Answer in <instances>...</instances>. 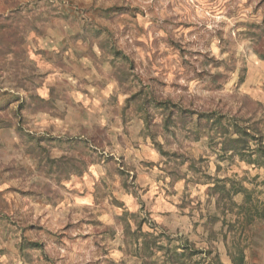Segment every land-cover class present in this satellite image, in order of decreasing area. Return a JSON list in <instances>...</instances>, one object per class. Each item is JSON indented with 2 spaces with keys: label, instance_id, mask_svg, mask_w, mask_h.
<instances>
[{
  "label": "rangeland",
  "instance_id": "obj_1",
  "mask_svg": "<svg viewBox=\"0 0 264 264\" xmlns=\"http://www.w3.org/2000/svg\"><path fill=\"white\" fill-rule=\"evenodd\" d=\"M152 96L264 128V0H0V264H142L124 213L264 264V168Z\"/></svg>",
  "mask_w": 264,
  "mask_h": 264
},
{
  "label": "trees",
  "instance_id": "obj_2",
  "mask_svg": "<svg viewBox=\"0 0 264 264\" xmlns=\"http://www.w3.org/2000/svg\"><path fill=\"white\" fill-rule=\"evenodd\" d=\"M145 103L166 113L165 127L172 125L174 118L178 119L177 124L184 126L188 122H192L195 117V127L193 131L190 130V135L196 138L204 135L211 141L217 138L220 141V150L223 154H228L230 157L236 156L248 165L264 168V128H260L259 123L252 119L253 114H250L246 121L239 112L233 115L215 111L189 112L170 101L158 102L153 96L147 98ZM175 158L178 159V157ZM215 188L218 189L216 185L210 189L214 190ZM121 221L126 253L141 261L142 264H159L154 260L158 253L162 254L161 264H207L200 257L202 252L194 250L188 245L170 249L167 238V244H163L162 240L165 238V234H157L153 230L152 232L144 231L142 226L145 221L139 219V215L124 213ZM131 223H133L134 229H132ZM151 229H155V226H152ZM197 256L198 260L192 262V259ZM208 264L219 263L210 260Z\"/></svg>",
  "mask_w": 264,
  "mask_h": 264
}]
</instances>
